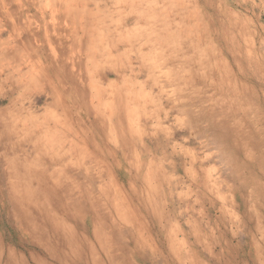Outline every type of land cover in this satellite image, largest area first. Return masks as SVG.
Masks as SVG:
<instances>
[{
    "label": "rangeland",
    "instance_id": "374dc122",
    "mask_svg": "<svg viewBox=\"0 0 264 264\" xmlns=\"http://www.w3.org/2000/svg\"><path fill=\"white\" fill-rule=\"evenodd\" d=\"M0 264H264V0H0Z\"/></svg>",
    "mask_w": 264,
    "mask_h": 264
},
{
    "label": "bare ground",
    "instance_id": "6f19581e",
    "mask_svg": "<svg viewBox=\"0 0 264 264\" xmlns=\"http://www.w3.org/2000/svg\"><path fill=\"white\" fill-rule=\"evenodd\" d=\"M130 17V16H129ZM128 18V17H127ZM133 18V17H132ZM135 19V18H134Z\"/></svg>",
    "mask_w": 264,
    "mask_h": 264
}]
</instances>
